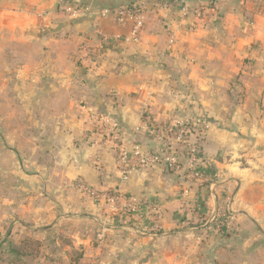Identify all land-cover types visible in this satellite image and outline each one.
I'll return each instance as SVG.
<instances>
[{"label": "crops", "instance_id": "obj_1", "mask_svg": "<svg viewBox=\"0 0 264 264\" xmlns=\"http://www.w3.org/2000/svg\"><path fill=\"white\" fill-rule=\"evenodd\" d=\"M144 1L146 31L138 42L111 17L94 15ZM155 1L0 0V87L6 104H19V119L50 137L51 163L63 168L47 184L81 181L120 191L136 206L113 210L79 190L54 195L52 204L40 191L29 194L34 204L5 196L0 248L31 239L28 264H264V0H161L170 9ZM200 4L199 19L192 12ZM67 7L90 12L71 17ZM95 112L152 153L160 149L146 116L158 127L183 119L204 124L205 137L193 143L214 179L190 182L184 172L156 166L124 181L119 148L100 144L102 135L94 141ZM8 119L17 120L13 109ZM21 129L8 137L24 136ZM171 135L173 152L186 162ZM29 160L23 164L39 163ZM19 168L22 184L42 183L41 172ZM220 212L233 217L234 229L216 235L210 219Z\"/></svg>", "mask_w": 264, "mask_h": 264}, {"label": "built area", "instance_id": "obj_2", "mask_svg": "<svg viewBox=\"0 0 264 264\" xmlns=\"http://www.w3.org/2000/svg\"><path fill=\"white\" fill-rule=\"evenodd\" d=\"M155 5L163 9H170L173 6L172 3L161 0L155 1ZM201 8L202 6L200 4L197 10L192 12L196 18L200 19L202 15ZM190 10L191 6L185 4L183 7V15L187 16L190 14ZM64 11L68 16L78 17L84 13L90 12V9L67 7ZM94 15L99 19L111 17L118 27L127 28L129 30L127 37L128 41H141L146 31L147 3L145 1L129 7L121 6L117 8H103L95 11ZM175 43V35L170 33L168 37V47L172 49ZM93 119L98 122L94 129L96 134H99L94 137V141H98L100 135H102V141L100 144L105 146L108 145L112 148H119L120 154L117 159L118 172L121 174L124 181H127L135 172L156 166L165 167L175 173L184 172L186 179L190 182L202 181L204 179V176L196 167L201 147L199 144L193 143L191 132L195 129V126H191L190 119L180 120L175 126L164 124L158 127L151 123L150 116L145 117V124L148 133L155 138L159 144L160 150L158 153H152L141 149L136 143L135 138H129L118 122L114 120L108 121L107 119L109 118L103 114L95 112L93 114ZM199 123L200 122L197 124ZM173 132L176 143L182 146L185 150L186 162L184 163L180 160L179 155L173 152L171 144L172 138L170 137V134ZM202 137H205V133ZM96 160L98 161V158H96ZM75 188L96 201L106 202L110 209L118 210L117 208H119V204H124L126 210L136 209V206L132 204L131 200L120 191L108 190L99 192L81 181L76 182ZM157 210V206L151 207L153 216L157 215ZM216 221V228L221 230L226 228L227 225H232L234 219L229 214L220 212L217 216L210 219V223L212 224Z\"/></svg>", "mask_w": 264, "mask_h": 264}, {"label": "rangeland", "instance_id": "obj_3", "mask_svg": "<svg viewBox=\"0 0 264 264\" xmlns=\"http://www.w3.org/2000/svg\"><path fill=\"white\" fill-rule=\"evenodd\" d=\"M4 89L0 87V200H3L6 197H16V202L18 204L23 203L24 199L28 200L30 204H34V196H29V194L34 193L35 191H40L44 194V197H49L48 200L45 199L44 202L46 204H52V198L54 195L66 191L72 190L77 191L78 189L75 188L76 181L71 183L70 185L66 182H63L61 185L53 186L49 183V179L53 177V171L55 172L56 169L63 168L62 164H52L53 157L55 154L51 152V150L47 149L48 142H51L49 139V135L43 137V135L36 136L35 130H37V126L33 120H21L20 114V106L18 103L14 105L6 104V96H4ZM13 99V98H12ZM13 109V113L16 114L17 120H9L8 115L9 111ZM19 126L22 128L21 130L24 131V136L21 137L16 136L8 137V133L10 131L15 134V131H19ZM48 128V127H47ZM28 133V134H27ZM41 140V141H40ZM44 143V148L41 151L42 147L40 143ZM11 144V145H9ZM20 146H23V152L20 151ZM11 147L12 150H8ZM15 147V149H14ZM40 150V151H39ZM12 151V152H11ZM38 151V152H37ZM22 152V153H21ZM39 158V159H38ZM58 158V157H57ZM29 159H34L39 162L38 164H23L24 160L30 161ZM36 162V161H34ZM21 166H25V169L28 171L29 174H33L35 176V172L39 171L42 173L43 181L42 183L36 184L33 182H24L22 184L18 180V176H20V168ZM22 169V168H21ZM22 184V185H21ZM6 185L10 192L6 193L4 186ZM26 185V186H23ZM25 188V189H22ZM51 197V198H50ZM23 200V201H21ZM3 235L0 236V242H2ZM21 242V241H20ZM4 243V242H2ZM1 243V244H2ZM1 247V246H0ZM4 248V247H3ZM13 259L15 256H12ZM11 256H7L4 254H0V264H4L5 261H9ZM7 259V260H6ZM29 259H18L16 257L15 261L9 262L10 264H21L24 261L26 263ZM28 264V262L26 263Z\"/></svg>", "mask_w": 264, "mask_h": 264}, {"label": "trees", "instance_id": "obj_4", "mask_svg": "<svg viewBox=\"0 0 264 264\" xmlns=\"http://www.w3.org/2000/svg\"><path fill=\"white\" fill-rule=\"evenodd\" d=\"M198 125L197 129H193L191 132L192 135V139H196L197 142L202 141V132H203V127L204 124H197ZM194 122L191 120V126H195ZM173 135L170 134V137H172ZM208 163L205 160V156L203 154V152L200 153L199 155V160L197 162V170L208 180H213L214 179V169L207 165ZM213 233L218 235L219 233H228L230 231H233V226L232 225H227L226 228H223L221 230L217 229V221L214 222L213 224ZM33 245H31V239H24L20 242V246L18 248V246L15 247H10L9 249H2L0 248V254H4V255H14L17 258H22V259H29L32 256H34V250L31 249Z\"/></svg>", "mask_w": 264, "mask_h": 264}, {"label": "water", "instance_id": "obj_5", "mask_svg": "<svg viewBox=\"0 0 264 264\" xmlns=\"http://www.w3.org/2000/svg\"><path fill=\"white\" fill-rule=\"evenodd\" d=\"M63 2V0H59V3L61 4Z\"/></svg>", "mask_w": 264, "mask_h": 264}]
</instances>
